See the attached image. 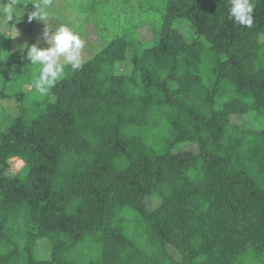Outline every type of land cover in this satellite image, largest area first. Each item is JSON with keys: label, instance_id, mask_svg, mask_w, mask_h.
<instances>
[{"label": "trees", "instance_id": "trees-1", "mask_svg": "<svg viewBox=\"0 0 264 264\" xmlns=\"http://www.w3.org/2000/svg\"><path fill=\"white\" fill-rule=\"evenodd\" d=\"M139 1L150 17L44 96L31 31L0 56V100L17 101L0 130V264H264V0L250 28L229 0H163L159 18ZM37 5L14 8L26 22Z\"/></svg>", "mask_w": 264, "mask_h": 264}, {"label": "rangeland", "instance_id": "rangeland-1", "mask_svg": "<svg viewBox=\"0 0 264 264\" xmlns=\"http://www.w3.org/2000/svg\"><path fill=\"white\" fill-rule=\"evenodd\" d=\"M17 1L40 5L41 7L36 11L46 13V17L44 21L38 18H32V23L30 24L31 19H29L28 13V21L25 20L26 22H23V15L21 16L20 14V8L15 7L13 9V17L8 21V13L5 11L7 4L4 0H0V56L6 60L18 58L17 55L23 50V47L28 41L29 36L27 34L30 31L31 34L37 37V44L39 45L37 47L44 48L48 46L44 38L46 27L49 32H54L61 25L68 26L74 32L81 35L85 41L84 48L81 50V56L82 58H86L99 49L103 43L105 44L113 38L121 25L123 26L125 24L129 26L131 24L142 23V20L149 18L151 15V13L137 15L139 0H108L103 1V4H99L100 6H97V8H88L93 1L97 0H51L48 6H43V0ZM162 2L163 0H154L156 6L154 14L158 18L163 8ZM21 11L23 13L25 12L23 10ZM24 19L27 18L24 17ZM19 21L20 23H18ZM155 23L157 22L155 21ZM176 25L185 36L191 37L193 35L192 28L189 27L186 20L180 19L176 22ZM135 28L142 40H150L152 38V27L149 24L146 23L143 26L137 25ZM14 51L17 53L15 54ZM117 65L119 66L118 63ZM208 65L209 62L205 60L200 66L201 71L206 72ZM32 68L33 72L39 70L38 65H32ZM205 79H207L206 74ZM1 83L2 78L0 77V86ZM0 106H5L6 108L0 111L1 130L9 121L13 110L17 106V101L15 99L7 101L0 100ZM233 121L238 122V119L233 117ZM244 121L246 123L251 122L247 117H244ZM250 125L252 124L250 123ZM259 125L261 126V123ZM9 163L10 165L6 170V174H16L18 176L24 174V166L20 159H15V161L11 159ZM36 251L40 255L46 256L51 251V245L47 240L40 241L36 245Z\"/></svg>", "mask_w": 264, "mask_h": 264}, {"label": "clouds", "instance_id": "clouds-1", "mask_svg": "<svg viewBox=\"0 0 264 264\" xmlns=\"http://www.w3.org/2000/svg\"><path fill=\"white\" fill-rule=\"evenodd\" d=\"M51 0H43V6L50 5ZM229 15L234 23L251 27L253 24L252 0H229ZM15 0H9L5 11L8 13V21L13 17ZM41 6L37 5L39 9ZM46 13L35 11L29 15V19L38 18L45 20ZM47 47L41 48L36 45L26 46L27 58L31 65L39 66V75L33 81V87L41 96L55 86L64 76L65 65H70L73 71H78L83 67L84 60L81 50L85 41L81 35L71 28L61 25L54 32H49L47 27L44 32Z\"/></svg>", "mask_w": 264, "mask_h": 264}]
</instances>
